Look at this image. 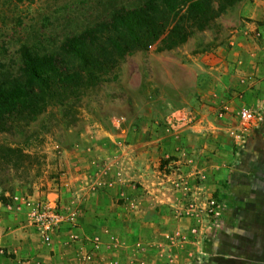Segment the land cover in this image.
<instances>
[{
    "label": "rangeland",
    "instance_id": "rangeland-1",
    "mask_svg": "<svg viewBox=\"0 0 264 264\" xmlns=\"http://www.w3.org/2000/svg\"><path fill=\"white\" fill-rule=\"evenodd\" d=\"M138 1L0 0V82L20 75L24 46L61 54ZM161 47L131 49L76 105L0 132L1 217L45 246L81 234V264H264V0ZM47 205L62 216L49 242L33 216Z\"/></svg>",
    "mask_w": 264,
    "mask_h": 264
},
{
    "label": "trees",
    "instance_id": "trees-1",
    "mask_svg": "<svg viewBox=\"0 0 264 264\" xmlns=\"http://www.w3.org/2000/svg\"><path fill=\"white\" fill-rule=\"evenodd\" d=\"M238 1L122 3L102 21L67 38L61 54L34 53L24 46L20 75L0 82V132L21 130L50 107L76 105L73 97L97 84L103 71L116 66L131 49H148L153 44L170 49L184 43L191 32L205 29ZM7 150L0 143L2 165Z\"/></svg>",
    "mask_w": 264,
    "mask_h": 264
},
{
    "label": "crops",
    "instance_id": "crops-1",
    "mask_svg": "<svg viewBox=\"0 0 264 264\" xmlns=\"http://www.w3.org/2000/svg\"><path fill=\"white\" fill-rule=\"evenodd\" d=\"M87 215L86 209L81 210L79 228L83 229ZM14 219V224H8L0 213V246H2L0 264H70L71 261L77 262L78 260L81 264L84 261L81 257L84 256L85 259L89 246L93 245L79 234V239L72 238L62 243L64 248L56 242L46 247L45 244H38L35 239L29 237L19 217H14ZM110 261V259L107 260V262Z\"/></svg>",
    "mask_w": 264,
    "mask_h": 264
},
{
    "label": "built area",
    "instance_id": "built-area-1",
    "mask_svg": "<svg viewBox=\"0 0 264 264\" xmlns=\"http://www.w3.org/2000/svg\"><path fill=\"white\" fill-rule=\"evenodd\" d=\"M241 115L245 120H253L260 118L261 112L245 109L241 112ZM33 216L40 221L38 229L41 231L45 241L49 242L51 240L50 234L61 224L62 216L59 215L57 210L51 205H47L45 211L42 213L34 211Z\"/></svg>",
    "mask_w": 264,
    "mask_h": 264
}]
</instances>
